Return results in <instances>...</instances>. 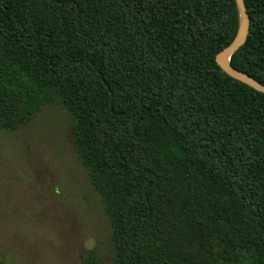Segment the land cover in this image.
<instances>
[{
  "label": "trees",
  "instance_id": "1",
  "mask_svg": "<svg viewBox=\"0 0 264 264\" xmlns=\"http://www.w3.org/2000/svg\"><path fill=\"white\" fill-rule=\"evenodd\" d=\"M245 3L232 64L264 84V0ZM239 25L237 0H0V132L64 107L110 264H264V93L216 60Z\"/></svg>",
  "mask_w": 264,
  "mask_h": 264
},
{
  "label": "rangeland",
  "instance_id": "2",
  "mask_svg": "<svg viewBox=\"0 0 264 264\" xmlns=\"http://www.w3.org/2000/svg\"><path fill=\"white\" fill-rule=\"evenodd\" d=\"M74 122L60 104L0 132V257L7 264H80L91 249L112 260V227Z\"/></svg>",
  "mask_w": 264,
  "mask_h": 264
},
{
  "label": "water",
  "instance_id": "3",
  "mask_svg": "<svg viewBox=\"0 0 264 264\" xmlns=\"http://www.w3.org/2000/svg\"><path fill=\"white\" fill-rule=\"evenodd\" d=\"M237 4L240 13V25L237 35L229 45H227L217 54L216 60L222 69L230 76L264 93V84H262L250 74L234 67L232 64V56L248 39L251 25V19L245 0H237Z\"/></svg>",
  "mask_w": 264,
  "mask_h": 264
}]
</instances>
